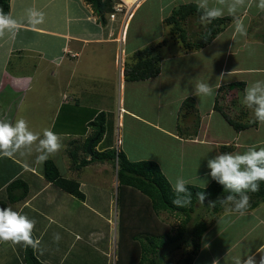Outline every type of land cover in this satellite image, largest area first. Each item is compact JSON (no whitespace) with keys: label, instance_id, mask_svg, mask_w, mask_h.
<instances>
[{"label":"crops","instance_id":"obj_1","mask_svg":"<svg viewBox=\"0 0 264 264\" xmlns=\"http://www.w3.org/2000/svg\"><path fill=\"white\" fill-rule=\"evenodd\" d=\"M142 1L144 0H141L134 8L133 16L124 25L122 33L120 31L121 23L117 18L112 19L109 14L106 22H102V17L96 13L88 0H11L10 12L17 24L15 29H5L4 34L0 36V120L15 123L25 102V99H21L20 95L26 90H66L72 95L71 98L66 95V91L64 92L62 105L54 113L49 123V130L59 134L62 147L58 152L62 153L64 157V164L70 174L67 177L80 182L85 199L71 195L46 181L43 175L44 162L41 163L38 159L43 152L39 140L32 145L22 146L25 149L21 147L18 150H12L10 156L0 155V201L8 200L6 188L12 181L20 178L28 183V196L19 202L9 203L8 207L26 215L29 220L35 221L32 230L37 245L35 252L46 264H116L118 245L113 243L117 237L116 228L113 226L115 221L112 218L114 209L110 205L111 195L108 197L107 194L101 192V187H104L103 180H105V178L102 179V174L105 175L109 169L108 165H112V163L109 161L94 162L81 169H74L73 161L69 155L70 150L77 151L78 163L85 158H90L86 157L83 148L95 130L91 126L86 127V125L104 109L96 107L91 102V106L80 104L70 106L69 99L76 101V97L80 95L79 92L72 90L91 88L86 86L85 81L89 77L95 78L91 72L95 62H108L107 45L119 41L123 43L128 40L126 27L128 28ZM177 1L166 0L161 7L164 10L169 9V15L177 6ZM181 1L182 3L197 2L205 8L208 7L207 9L218 8L221 10V16L236 17L212 43L201 51L187 52L183 49L180 56L174 55L171 75H165L162 67L161 73L152 78L160 79V83L164 84V87L161 86V97L172 98L171 103L176 104L177 101L179 109L184 99L189 96L194 98L199 111L204 108L208 109L206 114L201 115L198 134L185 136L188 138L180 137L177 122L170 127L152 123L153 126H156L155 129L161 132L164 140L177 148L169 158H157L154 161L160 165L171 184L178 177L186 179L187 184H194L192 179L185 177V170L190 168L187 164L189 158L192 159L190 166L199 169L197 176L201 178L210 173L206 161L222 153L220 150L222 144L234 143L236 149L230 152L233 154L244 153L250 148L264 145L263 137L259 134L263 130L264 122H259L258 127L237 132L220 112L214 110L218 88L223 84L244 81L246 82L245 92L256 82H260L261 87H264V7H261L264 0H244L243 4L237 3V0ZM30 10L38 13L33 19L40 20V23H30ZM168 15L162 16L163 22ZM240 22L246 28V35H241L236 30V25ZM123 34L125 38L121 40ZM220 40L222 43L219 42ZM235 44L236 48L234 49ZM209 48L214 50L208 51ZM87 50L88 55L86 54ZM136 50L138 49H132L129 56ZM203 50L208 52L205 53ZM122 52L125 54L124 48ZM196 54L203 55V57L208 55V61L212 63L210 73L205 70L196 72L194 69L191 74L179 71L177 61L182 55L190 61H195ZM218 54L222 55V64L214 84L213 68H217L219 65ZM235 55L238 61H233L230 64V58ZM166 61L170 62L171 60H164V63ZM115 63L114 61V67H116ZM28 65H31L32 71L24 69ZM124 70L125 67L121 62L119 80L116 78L113 82H110L109 74L107 76L105 73L103 76L97 73L98 83L93 87L102 90L104 85L112 83L113 90H128L132 86L144 87L145 81L152 80L127 81ZM184 74H187L189 78L187 85L190 86L189 84L192 83L196 90L188 92L177 90L178 94L176 95L174 90H168L169 81L161 78L163 75L168 78L173 77V88H180L178 81L183 79ZM201 81L213 89L212 95L197 93V83ZM66 96L68 97L66 98ZM162 100L163 98L160 102ZM124 103L121 97L117 117L118 130H121L120 126L125 123L123 112L130 115L132 119L145 121L137 112L125 107ZM64 104H66L67 110L62 114L59 109ZM90 110L93 112L90 113ZM174 111H177V108ZM85 113L90 114V118H86V121L82 120ZM216 113L220 115L221 120L216 118ZM251 117H254L253 113ZM76 123L82 124V126H77L82 128L78 132L71 129V126L77 125ZM185 124L183 127L187 131V124ZM35 134L37 133L35 132ZM227 134L228 136H226ZM37 136L39 139L44 138L43 134H37ZM106 141L107 143H105ZM112 141L114 140H108L105 133L96 149L99 151L106 148L123 149L120 145L115 147L117 142L118 144L121 142L120 138L115 142ZM197 145L205 146L204 150L190 151L191 147L194 148ZM126 153L131 159L130 154ZM52 159L56 161L54 158ZM139 159H143V157L136 161ZM201 160H206L204 167ZM59 168L61 170L60 166ZM167 168L171 170L170 173L166 171ZM86 169H91L95 175L88 178L85 174ZM110 175L111 173H109ZM115 175L117 178V172ZM207 178L208 186L214 179L210 175ZM115 180L118 181V179ZM201 180H204V183L199 181L196 185L205 184L204 177ZM90 183L95 185H90ZM115 183L110 186L118 189L119 183L117 184L116 181ZM96 189L99 190L101 198L95 203H90V195L94 194ZM86 190L94 192L88 194ZM31 213H33L32 216ZM218 216V219L208 224L201 239V249L194 258V264H213L214 261H217L218 264H235L237 257L243 261L252 253L257 254L258 260L259 255L264 254H258L260 245L264 244V202L255 208L246 210L243 215L235 210H227ZM93 221L97 223L92 224ZM88 224L89 226H87ZM36 228L40 233L39 236H37ZM56 234L60 236L59 241L54 239ZM74 236L76 239H83V244L76 249L74 240H70ZM43 237L46 243L40 247L38 244L43 242ZM24 246L23 244L0 242V264H22ZM114 252L115 255H113Z\"/></svg>","mask_w":264,"mask_h":264},{"label":"trees","instance_id":"obj_2","mask_svg":"<svg viewBox=\"0 0 264 264\" xmlns=\"http://www.w3.org/2000/svg\"><path fill=\"white\" fill-rule=\"evenodd\" d=\"M96 13L106 22L107 15L114 10V0H88ZM0 7L5 13L11 9V0H0ZM208 9L197 2L182 3L173 8L172 12L165 17L164 23L169 27L172 39L178 40L185 51H197L203 49L230 25L235 16H219L211 19L205 16ZM192 19L198 20L205 28L199 32L195 39H191L187 25ZM204 22V23H203ZM204 24V25H205ZM169 39L164 38L156 46H147L136 50L125 62V79L127 81H145L157 77L162 70V56L157 49L168 44ZM246 82L233 81L221 85L218 88L214 103V110L222 114L225 120L237 131L258 127L259 121L255 116V106L249 107L245 99ZM239 93V94H238ZM232 107H237V112L230 114ZM254 117H251V114ZM195 116V121L188 124L187 118ZM201 115L196 107L193 97L184 99L178 116V133L180 137L188 138L198 134ZM106 114L104 111L97 113L90 122L94 127V134L85 146L84 152L87 157L78 161L77 151L69 152L73 161L74 169H81L94 162L109 161L117 166L118 201L120 203V241L118 242V254L116 264H161L163 256L168 254L169 249H181L184 244L190 248L176 264H194V258L201 249V239L208 227L203 220L193 223V214L196 211L198 192L205 193L204 204L212 206L215 213L224 210V204L229 195L238 200L240 194L231 192L223 185L213 180L208 186L186 184L192 193L191 204L186 207H177L172 201L176 194L172 190V184L165 175L160 165L154 160H132L123 149L106 148L99 151L96 146L102 141L106 133ZM181 121V123H180ZM187 125H186V124ZM187 126V131L183 127ZM185 126V127H186ZM193 128V130H192ZM188 136V137H185ZM95 139L91 155L88 150L89 142ZM236 149L234 143L222 144V153L232 152ZM43 175L46 181L51 182L61 190L85 199L81 184L74 178L62 174L59 166L53 159L44 162ZM259 191H245L250 197V206L247 210L255 208L264 202V181H259ZM8 200H1L0 207H8L9 203L24 200L29 194V185L23 179H16L7 185ZM162 212L175 213L183 217L178 230L161 218ZM32 238H36L32 231ZM163 253V254H162ZM23 257L25 264H46L35 252L32 246H24ZM165 264H171L167 261Z\"/></svg>","mask_w":264,"mask_h":264},{"label":"rangeland","instance_id":"obj_3","mask_svg":"<svg viewBox=\"0 0 264 264\" xmlns=\"http://www.w3.org/2000/svg\"><path fill=\"white\" fill-rule=\"evenodd\" d=\"M209 1V0H208ZM215 1V0H210ZM120 2V0H114V9L115 6ZM166 0H144L140 4V6L137 8L134 17L129 23L127 29V35L128 40H125V42L121 43L115 42L107 45V54H108V62L102 61V62H95L93 65V70L91 72L95 75V78H88L85 83L86 86L89 89L85 90H72L75 92H79L80 95L76 97V101L69 99L71 101L70 106H76L78 104L82 106H91V103H94L96 107H101L104 109V112L106 114V136H108V140H114L112 142H115L118 138L121 139V142L115 146L116 148L118 145H120L123 150L128 152L131 156L132 160H135L143 157V159L139 160H154V159H165L169 158L172 153H175L174 149H177L173 145H171L169 142L164 140L161 135V132L157 131L155 128L156 126H153L152 123H158L159 125H162L164 127H170L173 126L176 122L178 125V116L180 109L178 107V102L171 103L172 98L165 99V97H161V86L164 87V84L160 83V79H152L144 82V87L141 86H132L128 90H113V84H107L106 86L102 88V90L95 89L94 84H97V73H100L104 76L105 73H107V76L109 74V80L110 82H113L116 78L119 80V70H120V64H122L125 67V62L129 60V53L132 51V49H139L144 48L147 46H156L157 44H160L161 41L164 38H168L169 42L166 45H162L157 49V52L162 56V62L161 65L163 67V72L165 75H171L172 72V57L174 55L182 54V50L184 49L182 44L175 39H172L169 34V27L162 21L163 15H168L169 9L162 8V4L165 3ZM177 6L182 4L181 0H178L176 2ZM186 3V2H185ZM176 7V6H175ZM208 8V7H207ZM210 9V8H209ZM114 11V10H113ZM112 11V12H113ZM121 16L117 17V20L120 24V31L123 33L124 23L123 20L119 19ZM126 23V22H125ZM204 23V22H203ZM205 24V23H204ZM201 25V23L196 20L192 19L189 21L187 28L191 39H195V36L201 32L205 25ZM125 38V35L121 36ZM222 43V40L219 41ZM125 50V54H123L122 50ZM236 48V44L234 45V49ZM214 49L209 48L208 51H212ZM197 51H201L197 50ZM205 53L208 52L207 50H203ZM122 52V53H121ZM88 50L86 54L88 55ZM122 54V55H121ZM128 55V56H127ZM131 55V54H130ZM182 57L177 61L179 64H177V68H179V71H184L188 73H192V70L194 69L196 72L200 71H206L210 73V66L212 63L208 61V55L204 56L196 54V60L190 61L187 57ZM122 58V60H121ZM170 59L171 61H166L164 63V60ZM217 59H219V65L217 68H213V82L215 84V80L218 78L220 73V68L222 64V55L218 54ZM114 61L116 62V67L113 66ZM233 61L237 62V56H232L230 58V64L233 63ZM215 62V61H214ZM15 64V63H14ZM99 65V66H97ZM28 71H32L31 65H28L26 68ZM212 73V72H211ZM183 79L178 81V84L181 86L180 88H173V77H165L164 75L161 78L167 79L169 81V85L167 86L168 90H174V94H178L177 90H183L185 92H188L190 90H193L195 88V85L190 83L188 86L187 81L188 77L187 74L183 75ZM117 82V81H116ZM196 90V89H194ZM66 90H26L25 93L21 94V99H25V102L23 103L22 111L18 113L17 119H24L27 123V127L30 131L37 134H44L46 130H49L50 126L49 123L54 116V113L58 111V108L62 105L63 96L65 93L66 95L70 96L72 98V95L70 92ZM65 92V93H64ZM66 96V98L68 97ZM123 98V101L125 102L123 105L125 107H128L129 109L134 110L139 115H141L145 121H137L135 119H132L130 115H126L124 112L122 113L123 117H125V123L120 126L121 130H118V107H119V99ZM161 98L163 100L160 102ZM245 101V99L241 100V103ZM91 102V103H90ZM67 106L64 104L59 111L60 113L66 112ZM177 108V111H174V109ZM179 109V111H178ZM87 110V109H86ZM88 111V110H87ZM110 111V112H109ZM208 109H200L199 113L200 115L206 114ZM93 111L90 110V113ZM102 112V111H101ZM234 112H237V107H232L230 110V114H234ZM216 118H219L218 120H221V117L218 113H216ZM86 118H90L89 113H85L84 119L86 121ZM188 124H192L195 121V116L191 115L187 118ZM48 123V125H47ZM181 123V121H180ZM77 124V123H76ZM215 126V124H213ZM82 124H77L74 126H71V129L73 131L78 132ZM93 125L87 124L86 127ZM94 128V127H93ZM193 130V128H192ZM260 136H262L264 140V126L263 130L259 133ZM263 134V135H262ZM228 136V134L226 135ZM107 143V141L105 142ZM104 143V144H105ZM260 147H264V145L256 147L258 150ZM24 148V147H22ZM72 148H74V145H72ZM205 146H196L191 147L190 151H203ZM25 149V148H24ZM189 149V148H187ZM84 152V150H83ZM37 153V152H36ZM85 153V152H84ZM86 154V153H85ZM42 155H47L49 159L54 158L58 166L61 167V170L63 172L64 176L70 175L68 173V169L66 165L64 164V157L62 153L56 152L48 154L45 151L42 152ZM87 157V155H86ZM201 164L204 167V160H201ZM192 162V159L187 160V164L190 168H187L185 170V177H188L194 181V184H198L200 181L201 183H204V180H201L203 177L206 182V186L208 184V176H203L199 178L197 176L199 169L193 168L190 166V163ZM197 163V162H196ZM208 163V161H206ZM113 166V167H112ZM41 167H43L41 165ZM109 169H107V172L102 174V179L105 178V180H101L103 182L104 187H101L102 194H107L108 197L111 195V202L110 205L112 206L113 210V219L115 221L114 225L116 228V240H113V243L118 245V242L120 241V203L118 201V189L113 188L110 185L116 184L115 181L118 184V181L115 176V172H117V166H115L114 163L112 165H108ZM116 169V170H115ZM86 176L88 178H91L95 175L91 171V169H86ZM168 173L171 172L169 168L166 169ZM109 173L111 175L109 176ZM173 176L172 174H170ZM113 178V179H112ZM113 180V182H111ZM94 184V183H90ZM95 185V184H94ZM205 187V186H204ZM86 188V187H85ZM92 188V187H89ZM89 193H93L94 191H87ZM99 190L96 189V192L92 195H90V203L97 202L101 195L99 194ZM224 210H222L218 215H222L227 210H235V204L234 202L227 201L224 204ZM31 216L33 213L30 214ZM213 211L212 206L206 205L203 202H197L196 204V211L193 214V223L198 221H204L208 224H211L216 219H218V215ZM161 218L167 222L168 224L174 226L176 231L178 230V227L181 226L183 217L170 212H162ZM97 222H92V224H96ZM103 224V222H101ZM89 226V224L87 225ZM54 228V226H53ZM37 236L40 235L38 233V230L36 228ZM43 242L41 244H38L40 247H42L46 241L43 237ZM70 240H74V248H78L81 244H83V239H76V236L71 237ZM115 245V247H116ZM117 248V247H116ZM191 248V247H190ZM187 248V244H184V247L181 249H169L168 254L163 256V262L161 264H165L167 261H169L171 264H176L177 261L182 258L187 251L190 249ZM116 253L118 254V249H116ZM163 254V253H162ZM115 255V252L113 253ZM22 264H25L24 261H22Z\"/></svg>","mask_w":264,"mask_h":264},{"label":"clouds","instance_id":"obj_4","mask_svg":"<svg viewBox=\"0 0 264 264\" xmlns=\"http://www.w3.org/2000/svg\"><path fill=\"white\" fill-rule=\"evenodd\" d=\"M244 0H237V3L243 4ZM202 7V5H201ZM261 7H264L262 3ZM235 10V9H233ZM221 10L211 8L205 12V16L215 19L221 16ZM38 13L30 10V23L38 24L40 20L33 19ZM17 21L13 19L11 12L5 13L0 7V36L4 34L5 29L13 30L16 28ZM236 30L241 35H246V28L242 22L236 25ZM197 93L202 95H212L213 89L205 82L197 83ZM245 100L249 107L255 106V116L259 122H264V87L260 82H256L246 89ZM44 138L39 139L37 134L30 131L24 119H17L15 123L0 120V155L10 156L12 150H18L22 146L32 145L39 140L41 150L48 154L58 152L62 144L60 136L52 130L44 132ZM41 163L48 159L47 155L39 158ZM207 167L210 169L208 175L218 183L223 185L231 192L240 194L237 200L235 196L229 195L227 201L234 202L235 211L241 215L250 206V197L245 191L258 192L259 181H264V147L258 150L253 147L244 153L233 154L225 152L209 159ZM188 181L184 178H177L172 183V190L176 194L173 199V205L177 207H186L191 204L192 193L186 187ZM202 186H206L202 184ZM197 199L202 203L205 199L204 192L197 193ZM215 206V202H210ZM35 221L29 220L26 215L21 214L11 207H0V242H11L12 244H23L35 248L36 242L32 238V230ZM54 239L59 241L60 236L56 234ZM264 253V244L258 249V254ZM213 264H218L214 261ZM235 264H264V254L259 255L250 253L243 261L239 257L235 258Z\"/></svg>","mask_w":264,"mask_h":264},{"label":"built area","instance_id":"obj_5","mask_svg":"<svg viewBox=\"0 0 264 264\" xmlns=\"http://www.w3.org/2000/svg\"><path fill=\"white\" fill-rule=\"evenodd\" d=\"M141 0H134L132 3H128L125 0H120V2L115 6L114 11L110 14V18L116 19L121 16L123 23L127 24L128 20L133 16V10L138 6ZM122 36V35H121ZM124 37H122L123 39Z\"/></svg>","mask_w":264,"mask_h":264},{"label":"water","instance_id":"obj_6","mask_svg":"<svg viewBox=\"0 0 264 264\" xmlns=\"http://www.w3.org/2000/svg\"><path fill=\"white\" fill-rule=\"evenodd\" d=\"M95 139H92L89 144H88V147H87V150L88 152L92 155L93 154V150H92V145L94 143Z\"/></svg>","mask_w":264,"mask_h":264},{"label":"bare ground","instance_id":"obj_7","mask_svg":"<svg viewBox=\"0 0 264 264\" xmlns=\"http://www.w3.org/2000/svg\"><path fill=\"white\" fill-rule=\"evenodd\" d=\"M125 1L128 3H132L134 0H125ZM125 25H126V23H125Z\"/></svg>","mask_w":264,"mask_h":264}]
</instances>
